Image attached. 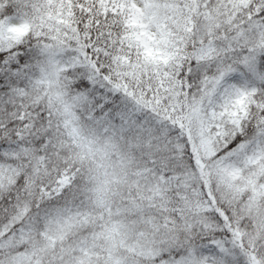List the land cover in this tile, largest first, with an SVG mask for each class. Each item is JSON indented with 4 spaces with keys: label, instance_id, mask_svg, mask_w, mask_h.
Listing matches in <instances>:
<instances>
[{
    "label": "snow or ice",
    "instance_id": "6c2138e0",
    "mask_svg": "<svg viewBox=\"0 0 264 264\" xmlns=\"http://www.w3.org/2000/svg\"><path fill=\"white\" fill-rule=\"evenodd\" d=\"M0 264H264V0H0Z\"/></svg>",
    "mask_w": 264,
    "mask_h": 264
}]
</instances>
